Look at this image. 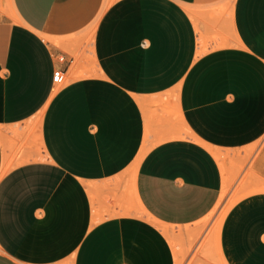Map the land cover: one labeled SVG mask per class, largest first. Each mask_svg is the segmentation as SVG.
I'll return each instance as SVG.
<instances>
[{
  "label": "crops",
  "instance_id": "obj_1",
  "mask_svg": "<svg viewBox=\"0 0 264 264\" xmlns=\"http://www.w3.org/2000/svg\"><path fill=\"white\" fill-rule=\"evenodd\" d=\"M263 135L264 0H0V264H264Z\"/></svg>",
  "mask_w": 264,
  "mask_h": 264
},
{
  "label": "rangeland",
  "instance_id": "obj_2",
  "mask_svg": "<svg viewBox=\"0 0 264 264\" xmlns=\"http://www.w3.org/2000/svg\"><path fill=\"white\" fill-rule=\"evenodd\" d=\"M87 30L85 41L89 44L93 38L94 24ZM68 80L69 77L67 76ZM261 140H264V135ZM260 141L248 152L247 158H243L242 163L240 161L236 162L234 159L228 160L232 170L228 172L222 183L221 192L222 187H225L222 198L203 220L204 224L211 225L212 232L219 230L225 216L236 202L246 196L264 191V182L247 169L248 161Z\"/></svg>",
  "mask_w": 264,
  "mask_h": 264
},
{
  "label": "built area",
  "instance_id": "obj_3",
  "mask_svg": "<svg viewBox=\"0 0 264 264\" xmlns=\"http://www.w3.org/2000/svg\"><path fill=\"white\" fill-rule=\"evenodd\" d=\"M58 60L62 61L63 57L62 56L58 57ZM52 82L54 86L62 85L65 82L64 73L61 69L58 68L54 70L53 75H52Z\"/></svg>",
  "mask_w": 264,
  "mask_h": 264
}]
</instances>
